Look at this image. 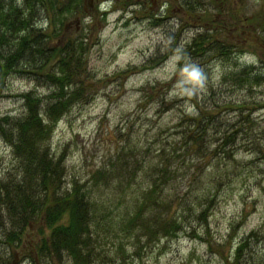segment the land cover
<instances>
[{
    "label": "rangeland",
    "instance_id": "1",
    "mask_svg": "<svg viewBox=\"0 0 264 264\" xmlns=\"http://www.w3.org/2000/svg\"><path fill=\"white\" fill-rule=\"evenodd\" d=\"M198 1L199 9L205 7L211 13L231 9L223 15L215 14L214 22L217 21L212 27L238 55L232 54L226 61L208 55L190 56L179 66V52L190 42L198 23L202 26L183 10L182 0H84V12L73 9V15L65 20L69 33L77 27L79 35L88 36L87 73L83 80L88 86L84 91L91 96L89 102L74 105L53 126L50 149L56 156L64 153L66 181L71 177L86 179L91 169L100 163L108 164L121 147L130 149L129 153H135L141 161L137 168L129 161L131 186L112 176L107 184L102 181L92 192L98 205L102 203L104 207L98 213L107 207L105 215L110 216L106 221L112 227L109 234L101 233L95 244L100 264H264V166L254 167L251 158L257 153L248 154L241 147L246 140L264 145V106L251 111L254 125L244 139L234 142L232 161L220 160V167L205 164L200 178L191 183L199 187L217 178L215 204L206 211V222L193 220L175 236L151 234V229L144 232L140 228L130 234L117 229L121 214L134 205L137 191L147 185L153 169L171 151L170 144L179 142L181 128H176L175 123L183 115L181 109L194 112L189 99L192 91L197 99L211 94L223 86L221 74L227 68L242 63L257 65L259 58H264V26L259 31L254 22L247 23V17L257 13L264 16V0ZM232 3L234 17H230ZM104 10L102 17L99 11ZM42 80L43 77L32 75L7 77L0 86V115L22 112L18 97L21 92L33 89L41 96L51 92ZM157 81L161 93L166 88V104L172 98L179 101L165 111L142 97L147 85ZM245 94L246 91H231L227 96L233 99ZM254 95L262 99L259 103L264 102V86L256 89ZM228 111L237 113L234 109ZM219 113V119L223 118V113ZM16 166L9 147L0 139V178L7 172L16 173ZM178 166L175 181L162 188L164 201L187 192L188 179L181 175L191 174L194 166ZM159 207L158 216L164 210L162 205L155 208ZM144 208L148 210L144 217L148 218L153 211ZM241 213L245 215L242 217ZM250 231H255L256 236L235 261L234 249ZM22 252L26 251L14 252V264H23Z\"/></svg>",
    "mask_w": 264,
    "mask_h": 264
},
{
    "label": "trees",
    "instance_id": "2",
    "mask_svg": "<svg viewBox=\"0 0 264 264\" xmlns=\"http://www.w3.org/2000/svg\"><path fill=\"white\" fill-rule=\"evenodd\" d=\"M83 1L0 0V86L7 77L16 74L43 77L42 83L51 88L45 96L33 89L21 92L18 97L22 112L0 115V139L9 147L17 164L16 173L7 172L0 178V264H14V252L20 249L26 251L20 257L23 264H100L95 244L101 233L109 234L112 227L106 221L110 216L105 215L107 207L98 213L103 211L100 207H104L102 203L98 205L93 196L94 187L102 181L107 184L112 176L131 186L129 161L135 168L141 163L135 153L130 154V149L121 147L108 164L100 163L91 169L86 179L80 181L71 177L66 181L64 153L56 156L51 152L54 124L74 105L91 100L84 91L88 86L83 80L87 73L88 36L79 35L77 27L75 32L69 33L65 22L74 10L84 12ZM199 3L198 0H182L183 10L202 22V26L198 23L190 42L179 52V66L190 56L208 55L214 60L226 61L232 54H239L230 43L221 41L222 37L212 27L217 21L214 22L215 14L223 15L231 9L219 10L217 6L219 11L211 13L205 7L199 9ZM233 3L230 17L235 12ZM262 14L247 17V23L254 22V26L263 31ZM100 15L103 17L105 12ZM221 78L223 86L200 99L192 91L189 99L194 112L181 109L183 115L175 123L176 128H181L179 142L170 144L171 151L153 169L147 185L137 191L134 205L121 214L117 229L129 234L140 228L144 232L151 229V234L175 236L182 226L193 220L207 221L206 211L215 204L217 178L199 187L191 183L200 178L205 164L220 167L225 160L232 161L233 150H236L234 142L244 139L252 130L251 111L256 106H264V102L259 103L262 99L254 95L256 89L264 86V58H259L257 65L242 63L227 68ZM157 83L147 85L143 100L157 103L163 111L168 110L179 101L172 98L166 104V88L161 93ZM168 84L163 83V86ZM154 87L158 89L155 92ZM231 91H246V94L228 99L227 93ZM232 109L237 113L230 114L228 110ZM219 112L223 113V118L219 119ZM246 141L241 147L248 154L256 152L251 162L254 167L263 168L264 145ZM220 160L222 162H218ZM181 164L194 166L191 174L183 171L185 174L181 175L188 179L187 192L164 201L162 188L175 181ZM157 205L163 206V215L158 216L161 207L156 209ZM145 206L153 211L148 218L144 217L148 211ZM244 215L241 213L242 217ZM255 233L250 231L239 240L233 253L235 261L239 260L243 248L250 245Z\"/></svg>",
    "mask_w": 264,
    "mask_h": 264
}]
</instances>
